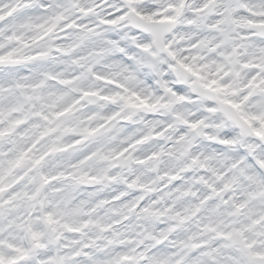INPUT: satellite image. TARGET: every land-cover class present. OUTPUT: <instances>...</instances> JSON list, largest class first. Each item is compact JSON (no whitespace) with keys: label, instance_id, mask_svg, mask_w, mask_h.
Here are the masks:
<instances>
[{"label":"clouds","instance_id":"1","mask_svg":"<svg viewBox=\"0 0 264 264\" xmlns=\"http://www.w3.org/2000/svg\"><path fill=\"white\" fill-rule=\"evenodd\" d=\"M0 264H264V0H0Z\"/></svg>","mask_w":264,"mask_h":264}]
</instances>
